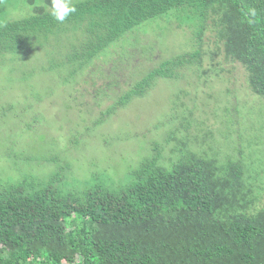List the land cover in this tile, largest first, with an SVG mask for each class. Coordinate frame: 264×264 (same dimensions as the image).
<instances>
[{
  "label": "trees",
  "instance_id": "16d2710c",
  "mask_svg": "<svg viewBox=\"0 0 264 264\" xmlns=\"http://www.w3.org/2000/svg\"><path fill=\"white\" fill-rule=\"evenodd\" d=\"M9 1L0 0V69L7 64L14 72L17 60L41 50L42 70L70 68L72 77L82 70L93 82L100 74L124 77V68L134 72L139 60L152 59V51L142 52L151 42L114 43L131 42L134 29L150 19L185 16L187 23L177 26L190 28L196 53L133 78L98 123L144 95L157 77L200 58L205 38L215 46L211 60L223 55L240 63L241 81L264 100V0H72L76 11L64 22L50 15L51 0H21L27 14L7 18ZM115 59L121 66H112ZM104 85L93 92L109 96L112 89L104 90L117 87ZM155 151L118 187L97 173L79 190L57 185L56 174L0 177V264H264V188L256 189L243 151L205 159L174 150L169 164Z\"/></svg>",
  "mask_w": 264,
  "mask_h": 264
},
{
  "label": "rangeland",
  "instance_id": "374dc122",
  "mask_svg": "<svg viewBox=\"0 0 264 264\" xmlns=\"http://www.w3.org/2000/svg\"><path fill=\"white\" fill-rule=\"evenodd\" d=\"M20 1H9L7 18L27 14ZM171 15L142 23L134 29L137 37L131 42L114 43L152 45L142 51H152V59H138L139 67L134 72L124 68V77L100 74L93 82L82 70L73 77L70 68L45 71L41 50L17 60L14 72L7 64L0 69V177L16 180L31 174L41 179L56 174L57 185L79 190L97 173L118 187L130 168L156 155L155 149L168 164L174 150L226 159L238 156L239 149L256 189L264 188V100L250 92L246 78L241 81L240 63L224 60L223 55L211 60L215 46L206 38L200 58L168 77H157L144 95L132 97L98 123L103 111L129 90L133 78H142L163 60L199 48L190 28L177 26L187 23L185 16ZM62 48L55 49L56 61L62 58ZM117 64L121 66L119 59L112 66ZM110 81L117 87L104 90L112 89L109 96L93 92L105 89ZM255 129L260 131L256 134Z\"/></svg>",
  "mask_w": 264,
  "mask_h": 264
},
{
  "label": "clouds",
  "instance_id": "9594fccd",
  "mask_svg": "<svg viewBox=\"0 0 264 264\" xmlns=\"http://www.w3.org/2000/svg\"><path fill=\"white\" fill-rule=\"evenodd\" d=\"M75 11L72 0H51L50 15L59 22H64Z\"/></svg>",
  "mask_w": 264,
  "mask_h": 264
}]
</instances>
